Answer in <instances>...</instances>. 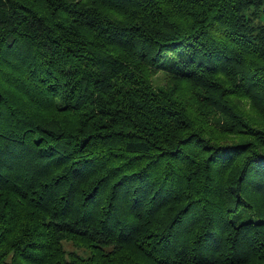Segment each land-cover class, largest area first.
I'll return each instance as SVG.
<instances>
[{"label":"trees","instance_id":"1","mask_svg":"<svg viewBox=\"0 0 264 264\" xmlns=\"http://www.w3.org/2000/svg\"><path fill=\"white\" fill-rule=\"evenodd\" d=\"M0 264H264V0H0Z\"/></svg>","mask_w":264,"mask_h":264},{"label":"rangeland","instance_id":"2","mask_svg":"<svg viewBox=\"0 0 264 264\" xmlns=\"http://www.w3.org/2000/svg\"><path fill=\"white\" fill-rule=\"evenodd\" d=\"M157 77H158V78H159V77L161 78V80H160V84H162V85H165V84H166V80L163 79V77H162L161 74H158ZM67 248L72 249V250H78V249L76 248L75 245L73 246L72 243H70V244L67 246Z\"/></svg>","mask_w":264,"mask_h":264}]
</instances>
